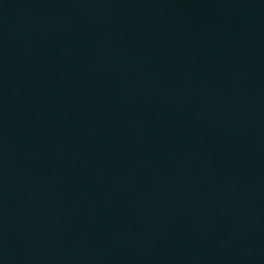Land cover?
Listing matches in <instances>:
<instances>
[{"label": "water", "instance_id": "obj_1", "mask_svg": "<svg viewBox=\"0 0 264 264\" xmlns=\"http://www.w3.org/2000/svg\"><path fill=\"white\" fill-rule=\"evenodd\" d=\"M0 264H264V0H0Z\"/></svg>", "mask_w": 264, "mask_h": 264}]
</instances>
